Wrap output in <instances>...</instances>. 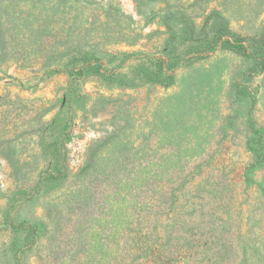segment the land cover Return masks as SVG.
I'll use <instances>...</instances> for the list:
<instances>
[{
	"label": "rangeland",
	"instance_id": "374dc122",
	"mask_svg": "<svg viewBox=\"0 0 264 264\" xmlns=\"http://www.w3.org/2000/svg\"><path fill=\"white\" fill-rule=\"evenodd\" d=\"M0 264H264V0H0Z\"/></svg>",
	"mask_w": 264,
	"mask_h": 264
}]
</instances>
